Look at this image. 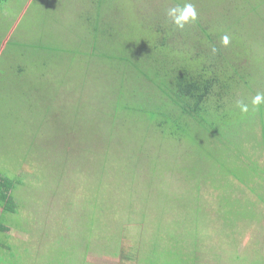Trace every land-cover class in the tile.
I'll list each match as a JSON object with an SVG mask.
<instances>
[{"label":"rangeland","instance_id":"obj_1","mask_svg":"<svg viewBox=\"0 0 264 264\" xmlns=\"http://www.w3.org/2000/svg\"><path fill=\"white\" fill-rule=\"evenodd\" d=\"M88 1L0 9V174L22 181L0 234L16 263L264 264V105L236 107L264 92V0H187L183 30L166 13L186 0H106L99 32L77 16ZM222 58L217 133L168 97L181 66Z\"/></svg>","mask_w":264,"mask_h":264},{"label":"trees","instance_id":"obj_2","mask_svg":"<svg viewBox=\"0 0 264 264\" xmlns=\"http://www.w3.org/2000/svg\"><path fill=\"white\" fill-rule=\"evenodd\" d=\"M8 1L11 0H0V9ZM103 2H106V0H100L101 3L100 7H102ZM101 22L102 21H98V27L96 28V31H106L105 29H102V27L99 26ZM157 32L160 35L161 32H167V31H163V29L158 28ZM162 36H163L162 40L157 45L154 46L156 48L155 52H157L154 55L156 54L161 55V58L158 59L160 60L164 59L163 62H166L168 56L165 50L170 46H172L170 48L171 49L170 51L173 52L174 42L176 41V37L174 35L166 34V33H164ZM171 39L173 40V42L171 41ZM215 47L218 49V46L215 45ZM202 49L203 50L201 52V55L202 57H204L203 54H205V50H206L205 45L204 47H202ZM146 58H148V56H146ZM223 59L224 58H222L220 61L209 62L206 63L205 65L204 62H202L200 72L199 71L189 72L186 69V67L181 66L180 72L182 71L183 72L181 73V76L177 81V86L179 91L175 94V96L168 97L171 103L173 102V104L176 105V107L180 106L183 109V113H184L183 116H185V113H188L192 116V118L194 117L195 119H199L201 115L203 116L204 119H206L209 115L213 114V119L211 120L209 118L207 122H209V124L214 129H216L217 133L222 132L217 122L221 120L223 117L218 116L219 114L218 115L215 114V112L217 113V109L222 105L221 103H219L221 96H215L216 93L215 89L217 87L216 85H218L219 82H221L220 78L222 75V69H219V67L221 66L219 65V63L223 61ZM163 71L166 72V76L170 79V84H171L173 82V76L177 71L171 73V76L167 70H163ZM212 97L217 98V100L212 99ZM211 100H214L213 101L214 104L213 103L211 104L210 102ZM215 101H217V103H215ZM263 120L264 119L261 120L262 121L261 125H262V132L264 135ZM199 121L203 122L201 119H199ZM217 133L215 134L218 135ZM216 144H219L218 140ZM21 182L22 181L20 179L15 178V176L8 177L7 175L0 174V231L5 228L3 224L4 217L11 214L12 212H16V210L13 209L12 197H13V192L18 188V185ZM137 253L141 255V248H139V246L137 248ZM22 254H25V252ZM22 254H19L17 251H14L13 244L7 239V237L2 236L0 234V262H4V264H17L20 261L19 260L21 258L20 255ZM138 257L139 256H137L136 258L137 261L139 260Z\"/></svg>","mask_w":264,"mask_h":264},{"label":"clouds","instance_id":"obj_3","mask_svg":"<svg viewBox=\"0 0 264 264\" xmlns=\"http://www.w3.org/2000/svg\"><path fill=\"white\" fill-rule=\"evenodd\" d=\"M167 16L171 19V22L176 26V28L183 30L186 25L194 24L198 19V13L195 5L191 2H186L183 4H177L167 10ZM221 43L223 46L227 47L230 43V37L224 35L221 37ZM213 54H216L219 50L213 46L211 48ZM261 105H264V92H257L250 100L249 103H245L244 99H237L236 107L239 108L241 114H248L251 112H256Z\"/></svg>","mask_w":264,"mask_h":264},{"label":"crops","instance_id":"obj_4","mask_svg":"<svg viewBox=\"0 0 264 264\" xmlns=\"http://www.w3.org/2000/svg\"><path fill=\"white\" fill-rule=\"evenodd\" d=\"M100 4L101 3L99 2L97 11L95 10V2L93 0L88 1V3L85 4L84 8L78 5V7L80 8L81 15L77 13V16H79L80 20H84L88 24L89 28H91L92 24H94L92 27V31L94 32H99L96 31V28L98 27V21H102L99 25L100 27H102L104 23L108 24V21L110 19V17L109 19L105 18V14L108 11L109 7L108 4L106 2H103L102 7H100ZM111 12L112 10L109 11L112 16L113 14Z\"/></svg>","mask_w":264,"mask_h":264}]
</instances>
